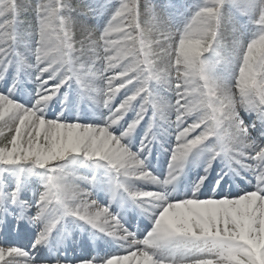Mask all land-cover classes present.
Instances as JSON below:
<instances>
[{
	"label": "snow or ice",
	"instance_id": "6c2138e0",
	"mask_svg": "<svg viewBox=\"0 0 264 264\" xmlns=\"http://www.w3.org/2000/svg\"><path fill=\"white\" fill-rule=\"evenodd\" d=\"M0 264H264V0H0Z\"/></svg>",
	"mask_w": 264,
	"mask_h": 264
},
{
	"label": "rangeland",
	"instance_id": "374dc122",
	"mask_svg": "<svg viewBox=\"0 0 264 264\" xmlns=\"http://www.w3.org/2000/svg\"><path fill=\"white\" fill-rule=\"evenodd\" d=\"M223 40L225 43H231V29L229 26H226L224 29Z\"/></svg>",
	"mask_w": 264,
	"mask_h": 264
}]
</instances>
